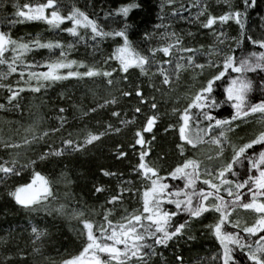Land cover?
Masks as SVG:
<instances>
[{
    "label": "snow or ice",
    "instance_id": "1",
    "mask_svg": "<svg viewBox=\"0 0 264 264\" xmlns=\"http://www.w3.org/2000/svg\"><path fill=\"white\" fill-rule=\"evenodd\" d=\"M214 5L220 10L209 0H187V7L161 0L160 22L137 41L131 38V16L143 7L142 0L100 8L89 0L91 11L77 0H0V88L6 92L0 110L21 109L22 93H41L69 79H100L105 86L104 95L93 92L91 103L72 104L81 117L106 112L103 124L96 120L98 127L65 132L68 110L61 106L55 125L41 128L34 120L23 136L0 137V185L7 197L29 212L43 210L78 222L79 248L52 264H185L179 251L169 262L160 249L195 240L196 225L215 247L193 264H264V16L257 34L248 26L257 0H214ZM177 17L198 25L197 30L176 31ZM25 23H43L57 35H14L15 26ZM232 25L238 28L234 35L227 30ZM201 30L211 35L210 43L197 41ZM109 40L111 51L104 55L102 45ZM81 45L91 49V60L72 56ZM181 80L185 90L162 113L152 93L172 99ZM133 98L130 111L121 106ZM165 114L174 117L162 129L175 136L176 159L170 164L167 153L154 149ZM125 128L131 138L126 145L117 142L113 155L117 160L135 156L130 171L138 186L123 172L100 167L102 176L118 183L99 208L61 203L56 185L70 183L66 173L53 180L39 170V162L87 152ZM57 134L59 146L49 143ZM41 141L47 146L29 156ZM25 171H30L27 182L8 186ZM93 190L107 189L94 184ZM29 228L32 252L39 253L37 245L48 230L35 223ZM9 240L0 236V264H13ZM15 255L23 258L27 252L17 248Z\"/></svg>",
    "mask_w": 264,
    "mask_h": 264
},
{
    "label": "trees",
    "instance_id": "2",
    "mask_svg": "<svg viewBox=\"0 0 264 264\" xmlns=\"http://www.w3.org/2000/svg\"><path fill=\"white\" fill-rule=\"evenodd\" d=\"M79 6L89 7V0H77ZM120 0H92V3L96 8L102 6H115ZM161 0H142L143 7L135 10L131 16V22L134 25L131 38L133 40H140L142 38V32L144 30L151 31L156 23H159V3ZM215 8L214 0H209ZM178 3H184L187 7V0H178ZM9 10L11 6L8 5ZM188 12H184L181 15H188ZM264 16V0H257V6L255 9L249 10L248 26L249 29L259 34L260 17ZM173 28L178 32H186L191 29L196 31L198 25L189 23L186 20L177 17L173 21ZM229 34L234 35L238 31L237 26L232 25L229 29ZM27 33H41L45 37H55V32H50L47 26L43 23H25L15 26L13 29L14 35H25ZM60 38L70 39L66 33H60ZM198 42L210 43L212 37L207 33V30H201V34L196 37ZM155 41H153L154 43ZM112 42L105 41L102 45V52L104 55L110 53ZM46 50H41V54H44ZM91 49L81 45L76 51L72 52V56L76 58L91 60ZM99 58V54L97 57ZM135 73L133 78H135ZM253 78H258L256 74H252ZM145 90L147 88V82H144ZM186 83L184 80L179 82L177 92L173 94L172 99L168 97H161L159 93H152L157 96V101L160 105V111L162 113H168L173 106L172 100L175 95H178L181 91L185 90ZM93 92L99 93V95L105 94V86L100 79H85L76 80L69 79L61 81L52 88L47 89L41 93H32L26 91L21 94L20 104L21 109L14 107H8L0 110V117L6 121H10L13 124L21 121L22 123L27 116V111L30 109L32 102L38 103L40 106L39 115L42 117L43 123L46 126L55 125V116L58 107H65L68 111L66 115L69 118L68 125L65 126V132L74 131L75 129L87 126L90 128L98 127L96 120H100L103 124L107 119L106 112H100L98 114H90L88 117H81L79 112L76 111L72 104L80 103L83 99L84 103L88 104L94 99ZM61 93H65V97L61 99ZM258 96L259 93H256ZM6 96L5 90L0 91V102H4ZM69 97L71 99H69ZM136 100L133 98L130 102L124 100L121 102V106L130 111V104H135ZM182 104V102H181ZM146 110H147V106ZM227 111L223 112V115H227ZM75 117V118H74ZM8 118V119H7ZM143 119V117H141ZM171 117L165 114L160 121L158 128L156 129L157 140L154 144L156 153H167L168 163H172L176 159L174 141L175 136L173 134H165L162 129L166 127L170 122ZM132 135V131L129 128H125L120 134L110 135L102 139L101 142L90 146L87 152L73 153L72 155H66L64 157L53 158L51 162H39V170L43 171L47 175L57 180L60 177L61 172L66 173L67 179L71 184V192L69 203L72 207L78 205H87L89 208H99L105 201L109 192L115 191L117 187V179L113 177H104L99 173L100 167H108L114 171L123 172L125 178L133 181L134 184L138 182L134 174L130 171L131 164L135 163V156L130 155L129 159L117 160L113 155L114 146L117 142H122L125 145L129 142ZM59 136L57 134L51 137L49 143L56 142V146H59ZM43 146H47L43 141ZM41 145L37 147L34 155L41 151ZM0 155H4L0 152ZM34 156V158H35ZM30 179V171H25L19 177H13L8 181L10 187L14 183H24ZM94 184H104L106 191L104 193H96L93 190ZM126 197L128 194H125ZM127 203L134 206L135 202L131 198H128ZM183 219V217H181ZM35 223L40 228H47V235L38 243L40 247L39 253L32 252V245L30 243V228L29 225ZM192 234L196 236L195 240L181 239L179 241H173L169 248L160 249L164 253V257L171 262L173 260V254L177 251L183 254L185 264H193L194 260L198 256H204L209 253L215 247V241L207 234H201L199 231V225H196L192 231ZM0 236H10L8 249L14 253L13 264H52L53 261L58 262L61 257L69 252H75L79 248V239L76 233H73L67 223L57 216L48 215H32L26 212L25 209L19 207L6 195V189L3 185H0ZM178 245V247H177ZM20 248L27 252V256L21 258L15 255L16 249ZM0 259H2V250H0ZM159 260V258H154Z\"/></svg>",
    "mask_w": 264,
    "mask_h": 264
},
{
    "label": "rangeland",
    "instance_id": "3",
    "mask_svg": "<svg viewBox=\"0 0 264 264\" xmlns=\"http://www.w3.org/2000/svg\"><path fill=\"white\" fill-rule=\"evenodd\" d=\"M3 90L2 88H0V91ZM39 104L36 103L35 101L32 102V104L30 105V109L27 111V116L24 120L23 123L21 121H18L16 123H12L10 121H6L5 119H3L2 117H0V137H4L7 138L8 136H15L17 138H19L20 136L24 135V129L31 123H33V121H39L40 122V127L41 128H46L49 126H46L43 123L42 117L39 115L40 113V106H38ZM8 119V118H7ZM43 141H41L40 145L42 144ZM39 145H35V151L37 150V147ZM34 151V152H35ZM34 152L30 151L28 153L29 156H32L34 158ZM57 180H60V177L57 178ZM57 187V194L60 198V202L61 203H67L69 204L71 207L72 205L69 203V197H70V188H71V184L70 183H64V182H60L56 185ZM69 193V195L67 197H65V193ZM55 203V202H54ZM26 212L32 214V215H48L47 213H45L43 210L39 211L38 213L35 212H29L27 209H25ZM55 216H57L58 218L62 219L65 223H67L68 228L73 232L77 234L79 225L78 222L75 219H70L67 216H62V215H57V214H53ZM53 215H48V216H53Z\"/></svg>",
    "mask_w": 264,
    "mask_h": 264
}]
</instances>
